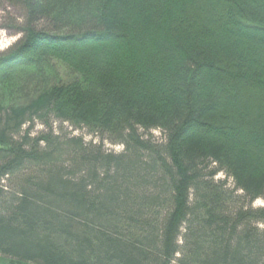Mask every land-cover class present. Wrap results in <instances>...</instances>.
<instances>
[{"label": "trees", "instance_id": "1", "mask_svg": "<svg viewBox=\"0 0 264 264\" xmlns=\"http://www.w3.org/2000/svg\"><path fill=\"white\" fill-rule=\"evenodd\" d=\"M8 7L0 264H264V0Z\"/></svg>", "mask_w": 264, "mask_h": 264}, {"label": "rangeland", "instance_id": "2", "mask_svg": "<svg viewBox=\"0 0 264 264\" xmlns=\"http://www.w3.org/2000/svg\"><path fill=\"white\" fill-rule=\"evenodd\" d=\"M8 11L13 12L12 8H10V7L0 10V23L2 21V18L5 16L6 12H8ZM20 39H21V35H12L5 30H0V52L8 50L13 45H15ZM5 98H6V95L4 94V91L2 89H0V101L2 99L5 100ZM3 103H5V101H3ZM26 128H28V126H26ZM53 129H54V132L57 134L62 132L61 129H63V133H68L71 136L82 137L86 142H93L94 144H97L100 142V139L98 137L93 136L91 134H88L86 130H75L74 128L70 127L69 124H60L59 122H55L53 124ZM46 131H47V129L42 124L35 123L33 128L31 129V135L33 137L39 136L41 133L46 132ZM151 135L154 137V139L158 143H162L164 140L163 134L157 130L151 132ZM103 145H104V148L106 150L112 151L114 153H121L123 151L122 146L112 145L108 142H104ZM217 180L225 181L227 184V187H229V188L234 187L232 180L226 178V176L223 174H220L217 177ZM253 206L254 207H263L264 206V200L260 199V200L256 201L253 204Z\"/></svg>", "mask_w": 264, "mask_h": 264}]
</instances>
